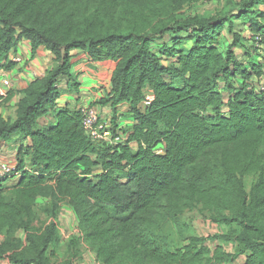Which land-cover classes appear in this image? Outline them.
<instances>
[{
	"label": "trees",
	"instance_id": "16d2710c",
	"mask_svg": "<svg viewBox=\"0 0 264 264\" xmlns=\"http://www.w3.org/2000/svg\"><path fill=\"white\" fill-rule=\"evenodd\" d=\"M195 1L0 0V68L15 67L8 57L23 40L33 54L54 56V66L21 92L16 118L0 115V140L32 141L31 148L19 149V182L0 188V261L51 264L61 245L58 214L67 203L78 219V237L68 246L75 256L85 246L101 264H233L236 258L222 246L207 245L210 238L191 235L181 248L170 246L162 218L179 225L181 207L201 206L230 228V235L215 239L237 240L247 253L245 264H264V93L248 90L264 67L237 60L241 40L226 15L183 18ZM236 5L255 40L264 31L257 20L264 17L258 10L264 0ZM226 25L234 42L222 50ZM166 34L194 42L176 52L170 66L152 52ZM181 34L186 37L177 38ZM73 51L112 69L100 103L114 112L130 107L137 124L124 130L125 144L92 141L82 112L68 108L57 114L56 127L39 126L56 112L59 80H73ZM178 82L181 88L174 87ZM148 92L150 105L141 109ZM13 96L0 99V108ZM118 131L123 133L113 128ZM161 145L164 154H157ZM96 166L104 173L92 181ZM251 176L256 179L247 193L245 178ZM40 198L47 200L41 215Z\"/></svg>",
	"mask_w": 264,
	"mask_h": 264
},
{
	"label": "crops",
	"instance_id": "0c3cea01",
	"mask_svg": "<svg viewBox=\"0 0 264 264\" xmlns=\"http://www.w3.org/2000/svg\"><path fill=\"white\" fill-rule=\"evenodd\" d=\"M237 3V2H236ZM264 14V5L259 9ZM261 13V14H262ZM230 16H234L233 18V28L234 33H239L242 35V45L245 48L244 60L239 58V54L242 53L241 47L234 48L237 60L240 63L249 66L250 61H257L259 64H264L261 60H264V56H262L261 48L264 50V44H258L259 47L255 50L251 48L250 42L254 41L253 32L250 28V25L245 24L239 17L238 12L232 11L230 12ZM259 20L264 26V17H260ZM235 27L238 30H235ZM242 32V33H241ZM264 33V31H263ZM262 33L263 37L264 34ZM229 26L226 25L222 38L227 39L228 46L234 42L233 35L229 36ZM261 34H258L260 36ZM261 35V36H262ZM172 34H166L163 38L157 39L155 43L152 45V52L159 57H163L164 64L167 66L173 65L177 62L178 54L173 57V54L176 53L177 47L174 44L169 43V39H172ZM186 37L185 35H178L177 38ZM184 48L186 50H190L194 42L193 40H186ZM166 45H170L166 48ZM260 49V50H259ZM171 52L170 56H167L163 52ZM182 51V50H181ZM174 52V53H173ZM264 54V52H263ZM15 56H19L23 59V64L15 67L12 70H7L8 75H10L13 84V98L7 104V106L12 103L19 102L23 97L21 92L27 88L31 82L36 80L37 78L43 77L53 66H54V56L47 51L39 50L36 53H32V48L30 42L23 40L20 42L18 48L15 51H12L9 54L8 61L12 62V58ZM71 75L73 76V80L68 77H62L58 82V90L60 93V98L58 100L57 108L55 113H51L39 120V126L42 128L48 127H56L58 124L57 114H59L62 110L68 108L72 111H82L84 109L92 108L96 112H98L100 118L111 125L113 128L123 129V136L125 139L129 136L125 134V131L132 129L137 123L135 119L132 117L131 109L129 106H121L117 109L116 112L113 111V108L110 104L103 105L100 103L101 100L106 97L107 92L111 87V76L112 69L103 67L99 63L93 62L86 53L80 51H73L71 53ZM22 70V71H21ZM264 76L254 77L251 82H259L262 83ZM239 83H242V79L237 80ZM177 88L182 87V82H178L175 84ZM237 87V86H236ZM20 92V93H19ZM148 98H151L150 92L147 93ZM17 106V105H16ZM144 104L141 105V109H144ZM1 109V108H0ZM16 110L14 111V118H16ZM125 130V131H124ZM32 141L31 139L19 140L16 139L14 141H3L0 140V164L1 163H14L18 164V154L20 148H31ZM131 147L134 150H137V144L132 143ZM164 146H159L156 149L157 154H164ZM15 157V158H13ZM95 158V157H94ZM104 173L102 166H96L93 168V171L90 175V180L97 181V178ZM21 178V174L14 177L13 179L0 183V188H11L16 185ZM42 199V198H40ZM39 199V200H40ZM38 200V202H39ZM45 203L47 202L46 199ZM70 215V216H69ZM71 217L75 220L76 225V234H78V219L74 210L67 204L63 203L60 207V211L58 214V227L59 225H66L70 223ZM70 225V224H69ZM60 235V234H59ZM61 239V238H60ZM5 235L0 238V245L4 242ZM84 245V244H83ZM82 261L79 264H94L96 256L94 253L87 250V248L82 246ZM238 261H235L233 264H237ZM0 264H10L8 261H0Z\"/></svg>",
	"mask_w": 264,
	"mask_h": 264
},
{
	"label": "rangeland",
	"instance_id": "374dc122",
	"mask_svg": "<svg viewBox=\"0 0 264 264\" xmlns=\"http://www.w3.org/2000/svg\"><path fill=\"white\" fill-rule=\"evenodd\" d=\"M240 2V0H213L210 2H206L204 0H197L193 4L187 6L181 14L183 15V18L185 17H191V16H206V17H216V16H224L226 15L228 18L233 20L235 18L234 16H230V12L235 11L237 9L236 5ZM95 7V4H93ZM261 9V7L258 8V10ZM235 30H238L235 27ZM240 32V31H239ZM170 33V32H169ZM242 33V32H241ZM239 34V33H238ZM231 37L232 34H229ZM239 39V45L237 48L241 47L243 50L241 54H239V58L244 60V54H245V48L243 47L242 43V35H238ZM183 41V40H182ZM180 40H170V44H174L177 49L176 52L185 50L184 43ZM186 44V43H185ZM170 45H166V48ZM228 46V41L225 39V42H223L221 49L224 50ZM250 46L253 49H257L259 45L256 43V41L250 42ZM260 50V49H259ZM262 56H264L263 48H261ZM175 54H173L174 56ZM263 61V62H262ZM261 62L264 64V60H261ZM22 71V70H21ZM236 86H241V83L236 81ZM176 87V85L174 86ZM14 87H12L13 89ZM220 91L224 97L225 103H227L229 98V91L227 88H225V85L223 82L220 83ZM20 93V92H19ZM18 101L15 103H12L9 106H3L0 109V115L2 118L8 121H13L14 118V109L17 105ZM226 110V109H224ZM261 153L264 154V146L261 149ZM15 158V157H13ZM255 179L253 176L245 178V190L247 193L251 192V188L253 186V183L255 182ZM7 188V187H6ZM45 205V200L40 199L38 202L39 209L38 213L41 215L40 208H42ZM70 216V215H69ZM180 219H179V225H176L174 222L169 221L167 218H162V224H163V231L168 236V241L170 243V246L172 249L181 248L185 245V241L188 237L191 235H197L199 237L204 238H210L207 245L214 250L217 246H222L227 252H229L231 255H233L236 259L235 261H238L237 264H245L247 253L243 252L242 247L240 246L239 242L237 240L231 239V241H222L217 240L215 238L217 237H223L230 235V228L222 225L220 223L213 221V214H210L208 212H205L202 210L201 206H195L192 208H186L181 207L180 209ZM75 220L73 217H71L70 225H59V234L61 238V245L57 248V253L55 256H52L50 259L51 264H79L81 263V255L82 252L79 253V255L74 254V252H71V250L68 249L69 242L73 239H76L78 234H76V225ZM2 234H0V238H2ZM19 236L23 237V234L20 233ZM82 246H81V249Z\"/></svg>",
	"mask_w": 264,
	"mask_h": 264
},
{
	"label": "built area",
	"instance_id": "2783aa9c",
	"mask_svg": "<svg viewBox=\"0 0 264 264\" xmlns=\"http://www.w3.org/2000/svg\"><path fill=\"white\" fill-rule=\"evenodd\" d=\"M206 2H210L213 0H204ZM255 41L257 44H261L263 41L262 36L255 37ZM14 65H22L23 59L19 56H15L11 60ZM12 79L10 75H8L7 70L2 67L0 68V99L6 100L8 95L12 91ZM248 90L255 93H264V79L262 83L259 82H250L248 84ZM151 98H148L146 102H144V107H148L150 105ZM83 116V127L87 136L94 142H106L110 146H118L125 144L124 136L121 131L113 133V128L110 124L104 122L98 112H96L92 108L84 109L81 111ZM20 175L18 172V164L14 163H1L0 164V183H5L14 177ZM94 264H101L99 261L95 260Z\"/></svg>",
	"mask_w": 264,
	"mask_h": 264
}]
</instances>
